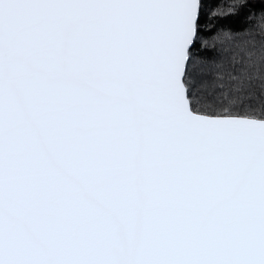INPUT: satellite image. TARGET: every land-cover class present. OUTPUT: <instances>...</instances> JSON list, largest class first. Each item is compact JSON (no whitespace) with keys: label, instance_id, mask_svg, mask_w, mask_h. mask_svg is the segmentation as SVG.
<instances>
[{"label":"snow or ice","instance_id":"6c2138e0","mask_svg":"<svg viewBox=\"0 0 264 264\" xmlns=\"http://www.w3.org/2000/svg\"><path fill=\"white\" fill-rule=\"evenodd\" d=\"M205 7L0 0V264H264V15Z\"/></svg>","mask_w":264,"mask_h":264},{"label":"trees","instance_id":"16d2710c","mask_svg":"<svg viewBox=\"0 0 264 264\" xmlns=\"http://www.w3.org/2000/svg\"><path fill=\"white\" fill-rule=\"evenodd\" d=\"M205 4L207 22L217 29L213 35L253 25L264 15V0H205ZM212 12L223 14L213 17Z\"/></svg>","mask_w":264,"mask_h":264}]
</instances>
